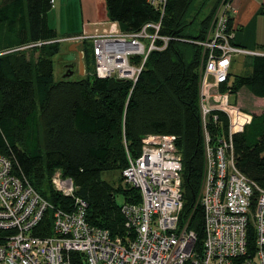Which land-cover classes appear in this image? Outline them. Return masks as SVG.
Instances as JSON below:
<instances>
[{"label":"trees","instance_id":"1","mask_svg":"<svg viewBox=\"0 0 264 264\" xmlns=\"http://www.w3.org/2000/svg\"><path fill=\"white\" fill-rule=\"evenodd\" d=\"M222 0H167L164 15L148 0H106L110 20L126 33L161 21L160 35L173 38L162 52H152L135 85L91 75L92 45L84 43L86 75L78 81L54 78L53 58L61 43L22 49L59 39L49 24L54 0H0V156L9 158L13 172L25 177L50 204L69 210L73 199L55 191L51 178L60 170L74 180L76 196L88 204L87 222L126 233L121 206L139 203L133 188H114L102 174L128 166V154H141L148 134L173 135L184 161L182 224L203 238L201 193L204 181V136L199 105L202 49L191 41L205 39ZM38 50L27 59L25 52ZM229 81V78H228ZM222 91L246 88L264 99V56L254 59L252 73L236 76ZM210 126L216 143L228 128L225 115ZM236 165L264 189V111L253 114L244 132L234 135ZM117 193V194H116ZM51 212L45 235L51 234ZM83 256L71 255L72 264Z\"/></svg>","mask_w":264,"mask_h":264},{"label":"built area","instance_id":"2","mask_svg":"<svg viewBox=\"0 0 264 264\" xmlns=\"http://www.w3.org/2000/svg\"><path fill=\"white\" fill-rule=\"evenodd\" d=\"M164 15L167 0H148ZM234 0H222L205 39L191 41L202 49L199 105L204 136L205 170L201 193L203 238L182 224L184 161L173 135L148 134L141 154L122 172L126 185L141 194L139 203H123L126 233H111L87 222L88 204L76 196L74 180L56 171L51 183L58 193L73 199L69 210L55 207L30 182L13 172L12 161L0 156V264H264V189L236 165L234 135L244 132L252 115L231 105L228 81L237 55H259L235 45L232 23ZM161 21L140 31L81 34L22 49L58 42L92 45L94 71L100 79L137 82L152 52L164 51L171 37L160 35ZM83 53V51H82ZM84 54V53H83ZM228 120L215 143L210 126ZM51 212V234L46 215Z\"/></svg>","mask_w":264,"mask_h":264},{"label":"crops","instance_id":"3","mask_svg":"<svg viewBox=\"0 0 264 264\" xmlns=\"http://www.w3.org/2000/svg\"><path fill=\"white\" fill-rule=\"evenodd\" d=\"M72 2L74 1L65 2V0H54L52 10L68 16L72 15L73 18H77L80 15L84 23L85 21L88 22L89 25L87 27L89 28L83 26L82 32L73 33V36L121 32L118 23L110 20L108 17L106 0H79V13L72 9V5L70 6L69 3ZM234 6L237 9L232 23L236 30L235 45L256 53H264V45L262 44L264 41L260 36L261 29L264 28V0H234ZM99 9L105 13L106 20H103V15H99ZM85 28H87V31ZM80 46V44L75 43L69 47L71 52L79 56V59L82 58V55H80ZM257 56L259 55H237L233 57L228 76V86H231L236 76H248L252 73L254 59ZM236 63L239 64V70L235 68L233 70ZM232 70L235 72L234 75ZM232 95L235 96V105L243 111L251 115L261 114L264 111V99L254 97L246 88H242Z\"/></svg>","mask_w":264,"mask_h":264},{"label":"rangeland","instance_id":"4","mask_svg":"<svg viewBox=\"0 0 264 264\" xmlns=\"http://www.w3.org/2000/svg\"><path fill=\"white\" fill-rule=\"evenodd\" d=\"M71 0H65V2H69ZM74 2L69 3L75 12H80V4L79 0H73ZM105 7V6H104ZM57 8V4H56ZM103 15V20H106V15L103 13V11L99 9V15ZM49 24L50 26L57 31L58 38H68L70 36H73V33H80L82 32V28L87 27L89 24L88 22L83 21L82 17L79 15L77 18H73L72 15L68 16L66 14H61L58 11L52 10L49 15ZM89 28V27H87ZM87 28L85 30L87 31ZM94 29V28H93ZM260 36L264 41V28L261 29ZM73 44V43H72ZM264 45V42L262 43ZM70 45L71 43L67 42H61L60 45V52L53 58L54 63V78L56 81L64 80L67 81H78L82 79L86 75V69H85V63L83 62L82 67L84 69V75L81 74V67H80V59L78 55H75L73 52L70 51ZM85 46L81 45L80 50L81 52L84 50ZM39 51L38 50H30L25 52V55L27 56V59H34L35 61L39 57ZM238 63H236L233 67L235 69H238ZM82 69V70H83ZM232 73L233 75L235 72ZM239 70V69H238ZM94 71V62L92 60L90 73H93ZM236 71V70H235ZM231 105H235V96H231ZM103 180H105L107 183H109L114 188H119L123 186L125 189H129L130 187L124 183V181L121 179V172L116 171H110L105 172L102 174L101 177ZM117 194V193H116ZM117 202L119 204H123V198L119 196L117 198Z\"/></svg>","mask_w":264,"mask_h":264},{"label":"water","instance_id":"5","mask_svg":"<svg viewBox=\"0 0 264 264\" xmlns=\"http://www.w3.org/2000/svg\"><path fill=\"white\" fill-rule=\"evenodd\" d=\"M77 46H78V45H77ZM77 46H76V47H77ZM80 55H81V54H80ZM80 61H81V71H82L81 74L84 75V69H83V67H82V65H83V64H82V63H83V62H82V58L80 59ZM82 69H83V70H82Z\"/></svg>","mask_w":264,"mask_h":264},{"label":"flooded vegetation","instance_id":"6","mask_svg":"<svg viewBox=\"0 0 264 264\" xmlns=\"http://www.w3.org/2000/svg\"><path fill=\"white\" fill-rule=\"evenodd\" d=\"M81 53V55H82V59H84V54L82 53V52H80ZM76 55V54H75Z\"/></svg>","mask_w":264,"mask_h":264}]
</instances>
